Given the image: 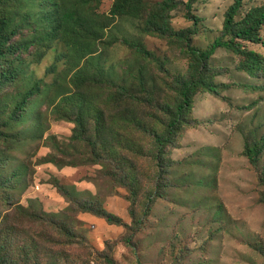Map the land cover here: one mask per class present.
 Masks as SVG:
<instances>
[{
	"label": "rangeland",
	"instance_id": "374dc122",
	"mask_svg": "<svg viewBox=\"0 0 264 264\" xmlns=\"http://www.w3.org/2000/svg\"><path fill=\"white\" fill-rule=\"evenodd\" d=\"M234 1L192 0L188 10L184 4L166 8L168 0H141L134 14L114 16L98 54L89 61L90 70L81 77L84 91L95 100L93 108L85 109L84 142L67 141L76 126L74 100L57 111L41 106L46 86L65 66L62 40H54L43 54L33 48L21 60L10 55L8 63H1L0 72L20 68L22 73L17 70L14 81L5 79L3 89L0 80V216L8 209V196L11 204L35 202L48 214L63 213L71 205L56 188L61 183L81 193L79 199L99 197L104 209L122 221L109 225L78 214L72 227L84 237L81 244L59 245L47 253L51 244L36 242L43 264H264V69L251 76L243 70V55L217 48L202 71L218 86V95L203 87L195 91L187 123L166 150L161 180L155 159L153 132L162 134L167 123L162 109L178 102L177 81L190 78L195 68L184 41L147 26L167 21L175 30L189 29L191 46L203 52L222 38L225 13ZM113 4L102 0L99 10L110 14ZM262 4L264 0L243 1L234 22ZM260 34L264 42V28ZM241 46L264 57L262 42ZM98 66L104 72L93 75ZM70 76L67 86L73 87ZM36 82L42 84L41 93L17 112ZM98 109L105 110L112 130L105 133L106 146L95 152L90 142ZM57 144L66 145L70 160L63 159ZM93 153L107 154L114 167L124 162L121 154L128 156L131 186L106 178L112 171L108 164L85 165ZM51 154L71 167L58 169ZM158 181L164 186L162 196L144 212Z\"/></svg>",
	"mask_w": 264,
	"mask_h": 264
},
{
	"label": "trees",
	"instance_id": "16d2710c",
	"mask_svg": "<svg viewBox=\"0 0 264 264\" xmlns=\"http://www.w3.org/2000/svg\"><path fill=\"white\" fill-rule=\"evenodd\" d=\"M140 1L114 0L110 14H105L99 10L102 0H0V66L1 63L10 61V55H16V60H21L22 54L33 48L37 54H43L57 39L62 40L67 48L66 52L62 53L65 66L62 70H57L53 83L46 86L45 97L41 103V106L46 107V111L50 108L57 111L69 100L75 101L77 107L76 126L72 137L67 141L73 143L87 141L84 113L85 109L90 110L95 106V100L90 92L84 91L86 80L81 77L90 70L89 61L98 54L100 43L107 35L112 18L117 15L134 14V10L139 8ZM168 1L169 3L164 2L166 8H175L178 4H184L190 10L192 5V0L187 2L181 0ZM243 1L245 0H235L228 8L225 13L222 38L214 40L208 50L203 52L191 46L190 36L193 33L189 29L175 30L167 21L156 23L154 26L148 22L147 29L154 30L166 38H178L184 41L194 62L193 68H195V72L190 78L178 79V102L174 106L166 105L162 109L167 118L164 132L162 134L153 132L157 146L155 159L158 167V179L160 180L165 173L166 150L187 123L186 116L195 91L198 87H203L206 91L218 95V86L208 81L202 71L205 69L207 60L216 49L226 48L236 54L243 55L246 60L243 63V70L251 76H255L261 69H264L263 55L241 46V43L258 42H262L264 46L260 34L264 28V4L251 8L239 22H234V17ZM192 18L197 23L198 19ZM224 37L228 38L224 40ZM196 62L201 63L200 69L196 67ZM17 70L22 73L20 68L9 73L0 72V80L3 83L1 84L2 89L5 85V79L11 77V80H15ZM99 72L100 75L104 72L102 66H98L93 75H98ZM25 75L26 73H24ZM69 75H71L70 79L74 81L73 87L67 86ZM97 79H101L100 76ZM41 86L40 82H36L24 93L20 104L17 106V112L21 113V111L29 108L32 104V98L41 93ZM53 91H55L52 94L53 98L49 100ZM17 117L19 118L20 115ZM40 117L38 116L34 123H37ZM66 118V116H62L60 119ZM105 118V110L98 109L96 114L97 125L94 130L95 140L90 142L95 152L97 147L106 146L105 133L112 130L111 123L106 125ZM126 123L128 124L129 121ZM56 148L63 159L69 158L66 145L57 144ZM249 155L251 159H255L254 156L252 157L251 148ZM50 157V162L55 164L58 169L71 167L64 161L57 160L52 154ZM92 157V161L86 162L85 165L108 164L112 171L105 175L106 178L118 182L121 187L128 188L131 186L134 181L131 174L132 163L124 153L121 154L124 162L122 161L121 166L117 167L111 165L116 162H109L107 154L100 157L93 153ZM162 187L164 186L159 181L155 184L154 190L148 196L144 212L150 211L155 199L162 196L160 193ZM56 188L71 205L61 214H48L39 208V204H34L35 202H32L28 207H23L20 203L11 204V197L6 198L8 209L0 216V264H43L38 257L40 250L36 242L39 241H46L51 244L47 249L44 248L47 253L54 252L59 245L69 247L76 244L80 245L81 239L84 237L80 236L76 228L72 227L73 218L78 214L92 215L106 221L109 225H121L122 221L119 218L104 209L99 197L88 195V199L82 200L79 199L81 193L76 192L73 188L61 183L57 184ZM129 191L134 200H137V194L132 188Z\"/></svg>",
	"mask_w": 264,
	"mask_h": 264
}]
</instances>
